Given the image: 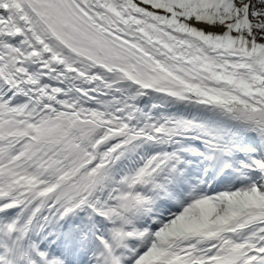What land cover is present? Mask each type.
<instances>
[{
    "label": "snow or ice",
    "instance_id": "snow-or-ice-1",
    "mask_svg": "<svg viewBox=\"0 0 264 264\" xmlns=\"http://www.w3.org/2000/svg\"><path fill=\"white\" fill-rule=\"evenodd\" d=\"M0 264H264V0H0Z\"/></svg>",
    "mask_w": 264,
    "mask_h": 264
}]
</instances>
